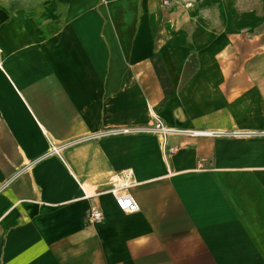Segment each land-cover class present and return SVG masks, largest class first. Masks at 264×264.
Instances as JSON below:
<instances>
[{"label":"crops","instance_id":"crops-1","mask_svg":"<svg viewBox=\"0 0 264 264\" xmlns=\"http://www.w3.org/2000/svg\"><path fill=\"white\" fill-rule=\"evenodd\" d=\"M181 1L0 0V264H264V0Z\"/></svg>","mask_w":264,"mask_h":264},{"label":"built area","instance_id":"built-area-1","mask_svg":"<svg viewBox=\"0 0 264 264\" xmlns=\"http://www.w3.org/2000/svg\"><path fill=\"white\" fill-rule=\"evenodd\" d=\"M160 4L164 8H170V7H183L184 9H188L192 7V1H184L182 2L181 0H160ZM129 129L124 128V129H119L116 131H111V133H127ZM149 131H152L154 133L159 134V137L161 139V146L165 147L166 146V141L167 137L169 135H173L175 131L173 129H170L166 127L161 120L157 119L156 122L154 123L152 129L150 128ZM191 134H200L204 133L202 131H190ZM236 134V133H235ZM240 134V133H239ZM252 133H248L247 135H251ZM175 148H169L167 149V154H173ZM51 152L57 153L58 150L56 147H52ZM131 176L130 173L124 171L121 175V177H124L123 182L118 185H114L109 189L110 193L114 197L116 206L118 209L125 213H134L139 210V205L136 201V199L126 190V188L131 185V181H129V177ZM86 221L88 223H94L101 221L103 219V214L102 212L96 207L91 205L87 211H86Z\"/></svg>","mask_w":264,"mask_h":264},{"label":"rangeland","instance_id":"rangeland-1","mask_svg":"<svg viewBox=\"0 0 264 264\" xmlns=\"http://www.w3.org/2000/svg\"><path fill=\"white\" fill-rule=\"evenodd\" d=\"M25 2L26 5L30 4H37V5H43L45 3L46 0H23Z\"/></svg>","mask_w":264,"mask_h":264}]
</instances>
